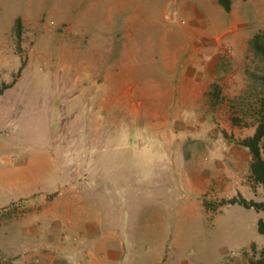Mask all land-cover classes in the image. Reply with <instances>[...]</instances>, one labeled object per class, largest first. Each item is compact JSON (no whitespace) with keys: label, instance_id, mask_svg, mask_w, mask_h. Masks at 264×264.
Masks as SVG:
<instances>
[{"label":"rangeland","instance_id":"rangeland-1","mask_svg":"<svg viewBox=\"0 0 264 264\" xmlns=\"http://www.w3.org/2000/svg\"><path fill=\"white\" fill-rule=\"evenodd\" d=\"M257 34L264 0H0V264L261 257L222 204L264 189L208 142L264 122Z\"/></svg>","mask_w":264,"mask_h":264},{"label":"trees","instance_id":"trees-1","mask_svg":"<svg viewBox=\"0 0 264 264\" xmlns=\"http://www.w3.org/2000/svg\"><path fill=\"white\" fill-rule=\"evenodd\" d=\"M218 2L225 11L229 12L231 10L232 0H218ZM17 25L19 27L20 20H17ZM20 35V30H18V37H20ZM250 47L264 62V36L261 34L255 35L250 41ZM240 144L249 150L252 157L250 164V180L254 184L262 186L264 189V157L262 155L264 151V122L260 121L253 136L245 138ZM225 204H239L247 209L264 212V201H248L240 193H238L237 197L224 200L222 205ZM204 207L212 212L216 211V209H211L206 203H204ZM257 230L261 235H264V218L259 219ZM246 264H264V254L257 259H250Z\"/></svg>","mask_w":264,"mask_h":264},{"label":"crops","instance_id":"crops-1","mask_svg":"<svg viewBox=\"0 0 264 264\" xmlns=\"http://www.w3.org/2000/svg\"><path fill=\"white\" fill-rule=\"evenodd\" d=\"M212 142V145H216V144H223L224 148L223 150H217L215 149L214 147L212 148V152L215 153L214 155H216L215 157L216 158H221L220 160L224 159V161H227V162H231V163H234V164H238V165H241L242 162H244L245 165H243V167L246 169L247 168V171H245V174L243 176V181H242V184H245L246 188H250V186L247 184V179L249 178L250 176V164H251V161H252V157H251V154L249 152V150L246 148V147H242V149L240 150V153L235 150L234 148V142H224V139H213V140H209L208 142ZM208 150H210V147H207ZM222 155L224 156V158H222ZM241 156V157H240ZM242 159V161H241ZM219 163V161H218ZM249 167V169H248ZM22 186H23V189L24 190H28L30 187H31V184L30 182L28 181H23L22 183ZM240 193V192H238ZM205 195V194H204ZM113 259H115V257H112ZM108 259L109 261L111 260V256L109 255L108 256Z\"/></svg>","mask_w":264,"mask_h":264}]
</instances>
